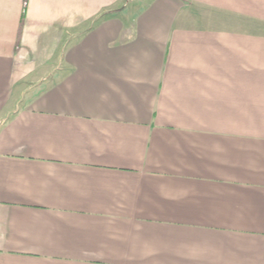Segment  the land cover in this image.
<instances>
[{"label":"crops","instance_id":"0c3cea01","mask_svg":"<svg viewBox=\"0 0 264 264\" xmlns=\"http://www.w3.org/2000/svg\"><path fill=\"white\" fill-rule=\"evenodd\" d=\"M0 264H264V0H0Z\"/></svg>","mask_w":264,"mask_h":264}]
</instances>
